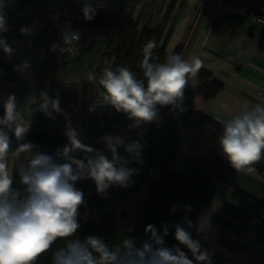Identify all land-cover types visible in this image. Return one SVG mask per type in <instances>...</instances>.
Instances as JSON below:
<instances>
[{
	"label": "clouds",
	"instance_id": "9594fccd",
	"mask_svg": "<svg viewBox=\"0 0 264 264\" xmlns=\"http://www.w3.org/2000/svg\"><path fill=\"white\" fill-rule=\"evenodd\" d=\"M4 7V0H0V33L8 31ZM82 13L85 20L92 21L96 9L84 0ZM20 32L28 35L31 29L24 26ZM81 35L78 30H66L62 32L61 42L52 45L50 50L74 54ZM157 47L155 39L147 40L142 47L139 62L142 78L127 65L105 66L98 77L96 74L88 77L101 86L99 95L103 104L125 114L131 121L129 130L157 121L158 106L183 111L185 89L190 82L195 84L203 66L196 55L185 58L168 54L163 62H158L159 57L154 53ZM0 49L11 59L14 48L6 37L0 36ZM30 67V62L24 61L14 65V70L23 74ZM3 108L4 114L0 117V264H35L41 254L49 251L51 264H213L212 253L192 237L193 224L186 218L187 227L179 222L163 223L162 231L148 224L144 229L147 238L139 245L135 237L128 236L111 246L96 235L75 238L81 227L79 209L85 205L84 193L76 183L91 179L97 194L105 198L112 186L131 187L132 177L138 175L139 169L129 165L143 162L144 145L125 135L109 133L98 138V142L105 145L104 149L86 145L72 126L69 113L61 108L59 95L52 97L47 90H41L37 110L49 119L54 120V114L64 117L67 143L57 147L54 154H48L32 142H20L12 153L13 138L23 141L30 130V121L23 119L14 94L7 96ZM218 142L222 154L237 172H253L252 166L264 159V103L245 104L241 111L222 121ZM120 148L127 155H121ZM10 154L15 157V173L22 188L14 187ZM176 210L174 205L171 211ZM187 210H191V206H187ZM170 227L177 241L172 247L165 243ZM209 228L205 224L203 231ZM57 241L63 244L53 249Z\"/></svg>",
	"mask_w": 264,
	"mask_h": 264
},
{
	"label": "trees",
	"instance_id": "16d2710c",
	"mask_svg": "<svg viewBox=\"0 0 264 264\" xmlns=\"http://www.w3.org/2000/svg\"><path fill=\"white\" fill-rule=\"evenodd\" d=\"M79 27L90 32L91 46L88 51L94 48L95 32L101 31L100 41L105 43L106 50L98 65V73L105 66L127 65L142 78L139 62L142 59V47L149 39H155L158 44L154 50L155 56L159 57L158 62H163L167 55L164 45L160 43L162 28L145 26L139 30L138 21L134 19L131 8L126 4L117 12L99 14L94 16L92 21L84 20ZM3 37L7 38L10 46H14V36ZM50 49L45 60L29 59L37 92L32 116L39 119L48 118L37 110L41 90H47L52 97L59 95L62 109L67 98L71 97L66 85L55 73V68L60 64L53 63L57 56ZM182 50L183 44L180 43L173 54H181ZM65 63L68 62H62ZM13 65L15 64L0 55L1 74L9 80L10 89L16 91L21 80H18L16 72L10 69ZM197 76L200 82L198 89H188L184 92L183 111H173L171 106H158V120L137 129L129 130L131 121L125 114L117 113L114 109L107 111L102 108L100 113V109L92 112L84 108L76 115L74 128L79 132L82 142L84 139H90L91 146L95 147V141L104 133L127 131L144 147L141 153L143 162L129 165L139 169L138 175L132 177L134 183L131 187L112 186L105 198L97 194L91 179L76 183L75 186L84 193L85 205L79 209L78 222L81 227L75 238L84 239L96 235L111 246L128 236L135 237L139 245L147 238L144 229L148 224H153L158 231H162L163 223L171 225L179 222L187 227L186 218L193 224L190 229L192 237L201 241L194 220L212 199L215 191L214 180L225 181L237 171L229 164L219 146L218 137L222 132V123L194 108L197 92L203 93L207 98L214 96L221 89L222 83L203 66ZM54 115L55 119L63 118L61 115ZM12 141L17 146L20 142L28 141L44 143L49 154H54L57 147L67 143V138L62 132L41 131L27 134L23 141L14 138ZM119 152L121 155H127L122 148ZM254 166L264 178V159ZM14 187L22 188L18 173H14ZM233 196L241 204L260 208L264 203V182L259 193L235 187ZM174 205L177 210L172 212ZM187 206H191V210H187ZM249 218L240 206L225 202L221 213L215 215L213 220L225 229L240 233L247 226L244 220ZM165 243L169 247L177 244L174 229L171 227L170 234L165 237ZM222 243L231 249L238 247L237 243L229 238H224ZM62 244V241H57L53 249ZM181 248L188 251L183 246ZM188 254L191 258V253ZM51 255V251L41 254L35 264H51Z\"/></svg>",
	"mask_w": 264,
	"mask_h": 264
},
{
	"label": "crops",
	"instance_id": "0c3cea01",
	"mask_svg": "<svg viewBox=\"0 0 264 264\" xmlns=\"http://www.w3.org/2000/svg\"><path fill=\"white\" fill-rule=\"evenodd\" d=\"M131 8L132 16L138 21V29L145 26L161 27L160 43L166 54H173L178 44H183L181 56H199L203 67L222 83L221 89L211 97L197 92L194 108L222 121L242 110L245 104L264 103V24L254 20V15L264 13V0H120ZM8 31L0 36H14L15 63L30 59L35 47V27L28 26L31 33L22 35L21 26L12 22L13 16L28 9L36 12L46 5V0H4ZM24 27V26H22ZM54 42H50L51 48ZM57 56L58 52H54ZM103 57V56H102ZM111 63V62H110ZM15 64V65H16ZM60 64V63H59ZM61 65V64H60ZM14 70V65L10 66ZM71 97L85 98L99 94L101 86L90 81L89 76L68 73L60 76ZM98 69V67H97ZM97 69L92 74L99 73ZM9 94L16 97L18 109L25 121L39 119L32 116L37 102L35 76L32 69L20 81L16 91H12L9 80L0 70V117L4 114L3 103ZM103 111L100 108V113ZM122 134L129 139L135 136L127 131L106 132ZM105 134V133H104ZM103 134V135H104ZM32 142L40 150L49 154L44 143ZM83 143L91 145L90 139ZM95 147L104 149L102 142L95 141ZM17 145L12 141L11 152ZM123 149V148H122ZM124 150V149H123ZM107 154V153H106ZM10 170L15 173V157L10 154ZM251 173L236 172L227 180H214L215 191L206 207L198 213L194 225L200 234L203 248L212 253L213 264H260L264 262V222L251 221L243 232L225 229L213 217L222 211L225 202L240 206L246 215L252 217L258 210L264 211V203L254 208L239 203L233 196L235 187L252 193H259L264 182L260 170ZM209 225L207 232L204 225ZM229 238L237 243L236 249L224 245L223 239Z\"/></svg>",
	"mask_w": 264,
	"mask_h": 264
},
{
	"label": "built area",
	"instance_id": "2783aa9c",
	"mask_svg": "<svg viewBox=\"0 0 264 264\" xmlns=\"http://www.w3.org/2000/svg\"><path fill=\"white\" fill-rule=\"evenodd\" d=\"M88 2L96 9L95 16L99 14H111L117 12L124 4L120 0H88ZM83 5L84 0H46L45 7L36 12L24 9L13 16L12 22L14 24L21 27L25 25L35 27V47L30 56L31 60H45L48 56L50 42L53 41L54 44L61 42L62 32L66 30H78L82 33V35L80 36L79 44L76 46L74 54H61L57 51L62 62L74 61L78 58H82L89 52L88 48L91 46V37L89 36L88 31L79 27V24L85 20L82 13ZM254 20L258 23L264 24V13L254 15ZM0 55L7 61L16 64L14 55H12L11 59H9L8 56L4 54L2 49H0ZM24 61L29 62L30 60L28 58L23 60V62ZM30 69L26 70L23 74L15 71L18 80L25 79ZM195 80V84L190 82L189 86L185 90H197L200 84L199 77L197 76ZM84 108L92 112L100 108L106 109L107 111H111L113 109L111 106L103 104L102 98L99 94L90 98L69 97L66 100L64 111L69 113L73 127H75L76 115ZM29 121L30 130L28 134L41 131H58L64 133L66 123L64 117L54 120L45 118L31 119ZM251 221L264 222V211L258 210L252 217L245 219L244 223L247 225ZM260 264H264V262H261Z\"/></svg>",
	"mask_w": 264,
	"mask_h": 264
},
{
	"label": "rangeland",
	"instance_id": "374dc122",
	"mask_svg": "<svg viewBox=\"0 0 264 264\" xmlns=\"http://www.w3.org/2000/svg\"><path fill=\"white\" fill-rule=\"evenodd\" d=\"M95 34L96 42L94 48L87 54H85L82 58H78L74 61L62 64L59 54H57L56 60L53 61V63L57 62L61 64L58 66V69L56 71L60 74V76H65L70 72H72L73 74L89 76L95 71V69H97L102 59L103 53L106 50V45L105 43L100 41L101 31H96Z\"/></svg>",
	"mask_w": 264,
	"mask_h": 264
}]
</instances>
